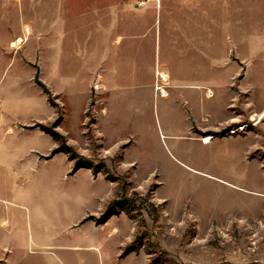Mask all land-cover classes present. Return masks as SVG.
<instances>
[{
	"label": "crops",
	"instance_id": "crops-1",
	"mask_svg": "<svg viewBox=\"0 0 264 264\" xmlns=\"http://www.w3.org/2000/svg\"><path fill=\"white\" fill-rule=\"evenodd\" d=\"M154 3V10L91 9L107 20H95L87 39L65 31L53 46L43 43L41 57H33L38 64L28 94L13 48L0 51V264H126L131 257L121 258L126 214L97 223L118 196V184L94 168L74 170L75 161L56 152L59 143L41 126L49 127L58 113L38 82L62 104H72L74 134L67 135L66 118L54 130L75 148L89 100L96 138L104 145L116 126L152 128L158 122L166 130L161 138L178 156L185 139L199 144L194 130L222 128L235 99L222 78V25L212 23L222 15V0ZM159 12L164 26L154 22ZM83 40L89 48L83 49Z\"/></svg>",
	"mask_w": 264,
	"mask_h": 264
},
{
	"label": "rangeland",
	"instance_id": "rangeland-1",
	"mask_svg": "<svg viewBox=\"0 0 264 264\" xmlns=\"http://www.w3.org/2000/svg\"><path fill=\"white\" fill-rule=\"evenodd\" d=\"M154 4L0 0V51L9 54L13 48L20 84L28 94L38 64L33 57H41L43 43L53 46L65 31L86 38L95 20H107L92 16L91 9L154 10ZM64 9L82 15L65 16ZM164 14L154 19L156 26L166 24ZM212 23L222 25V78L235 95L222 128L194 130L200 145L185 139L178 156L171 153L169 139L161 138L166 130L158 122L152 128L116 126L104 145L102 137L96 138V112L89 100L81 116L82 133L73 136L80 146L68 145L79 156L75 163L92 165L118 184L114 201L127 199L125 207L115 206L114 214H126L129 234L121 255L131 256L126 264H264V0H222V15L212 17ZM20 39L24 43L13 47ZM82 44L89 48L88 40ZM46 77L53 81L52 74ZM48 90L58 113L48 128L66 118L67 135H73L77 116L72 104H62ZM208 136L212 142L201 143Z\"/></svg>",
	"mask_w": 264,
	"mask_h": 264
},
{
	"label": "trees",
	"instance_id": "trees-1",
	"mask_svg": "<svg viewBox=\"0 0 264 264\" xmlns=\"http://www.w3.org/2000/svg\"><path fill=\"white\" fill-rule=\"evenodd\" d=\"M39 86L42 87V89L44 90V92L48 95L49 100L51 102V104L56 107V105L52 102L51 97H50V92L49 90L46 88V86L40 82H38ZM58 122H60L58 120ZM59 123H57L58 125ZM56 125V126H57ZM41 129L43 131H45L46 133H49L50 135H52V137L59 143V147L56 150V152L61 151V152H65L70 156V159L75 161L76 159L79 158V156L74 152V150L68 146L67 142L65 141V138L63 136H61L59 133H57L54 129V127L48 128L45 126H41ZM81 168H93L92 165H87V164H80V163H75V167L74 170H78ZM97 170V169H95ZM127 204V199L121 200V201H114L112 202L108 209L106 210V212L97 220L98 224H102L104 223L107 219H109L112 215L116 214V210H115V206H123L125 207V205Z\"/></svg>",
	"mask_w": 264,
	"mask_h": 264
},
{
	"label": "bare ground",
	"instance_id": "bare-ground-1",
	"mask_svg": "<svg viewBox=\"0 0 264 264\" xmlns=\"http://www.w3.org/2000/svg\"><path fill=\"white\" fill-rule=\"evenodd\" d=\"M23 43H24V40L20 39V40H18L17 43L13 44V47L21 46V44H23ZM161 77H162L164 80L167 79V76H166L165 74L161 75ZM158 90H159V89H158ZM164 93H166V92L163 90V94H164ZM242 129H243V128H242ZM242 129H240V130H242ZM201 142H202L204 145H208V144H210V143L212 142V137H211V136L205 137V138H204V141H203V139H201Z\"/></svg>",
	"mask_w": 264,
	"mask_h": 264
},
{
	"label": "built area",
	"instance_id": "built-area-1",
	"mask_svg": "<svg viewBox=\"0 0 264 264\" xmlns=\"http://www.w3.org/2000/svg\"><path fill=\"white\" fill-rule=\"evenodd\" d=\"M161 79L164 80L162 77H161ZM157 89H159V88H157ZM159 91L161 92V94H163V91L161 89Z\"/></svg>",
	"mask_w": 264,
	"mask_h": 264
}]
</instances>
